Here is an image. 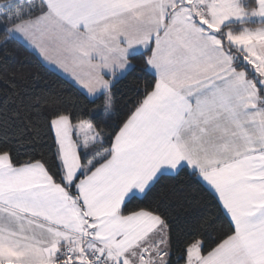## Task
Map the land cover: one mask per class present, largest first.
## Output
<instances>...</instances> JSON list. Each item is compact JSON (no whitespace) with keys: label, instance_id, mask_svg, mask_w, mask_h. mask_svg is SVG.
<instances>
[{"label":"snow or ice","instance_id":"1","mask_svg":"<svg viewBox=\"0 0 264 264\" xmlns=\"http://www.w3.org/2000/svg\"><path fill=\"white\" fill-rule=\"evenodd\" d=\"M0 264H264V0H0Z\"/></svg>","mask_w":264,"mask_h":264}]
</instances>
